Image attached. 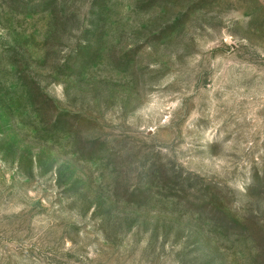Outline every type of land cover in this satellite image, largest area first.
Here are the masks:
<instances>
[{
    "label": "rangeland",
    "instance_id": "rangeland-1",
    "mask_svg": "<svg viewBox=\"0 0 264 264\" xmlns=\"http://www.w3.org/2000/svg\"><path fill=\"white\" fill-rule=\"evenodd\" d=\"M0 264H264V0H0Z\"/></svg>",
    "mask_w": 264,
    "mask_h": 264
}]
</instances>
